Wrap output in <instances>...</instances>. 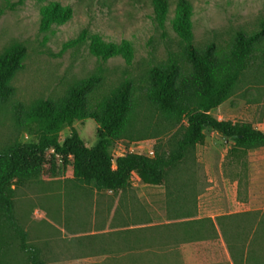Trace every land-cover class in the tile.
Returning <instances> with one entry per match:
<instances>
[{"label": "trees", "instance_id": "1", "mask_svg": "<svg viewBox=\"0 0 264 264\" xmlns=\"http://www.w3.org/2000/svg\"><path fill=\"white\" fill-rule=\"evenodd\" d=\"M152 5L153 19L164 29L168 1L152 0ZM40 15L45 30L66 23L73 12L69 6L50 2L41 8ZM191 16L190 3L178 0L173 29L182 43L181 53L176 59L170 57L163 67H151L143 85L134 87L124 81L108 96L93 101L91 95L101 81L93 76L71 86L58 102L41 100L30 110L20 103L12 106L16 127L35 140L0 148V264H6L15 242L28 264H48L41 249L28 242V234L15 216L14 200L17 190L45 176L53 177L56 158L63 166L71 161L73 184L91 185L97 192L125 189L133 174L144 184L158 185L167 171L194 161L195 148L204 145L205 130H211L231 142L224 157V174L236 183L237 200H247L248 156L264 148V131L250 121H220L211 112L239 92L244 96L248 89L258 91L264 86V24L250 34L237 32L225 47L209 44L199 50L193 45ZM84 39L83 33L65 47ZM89 41L91 54L101 60L122 56L130 63L133 58L125 41L106 44L97 36ZM25 53V47L16 44L0 54V108L15 94L11 81L22 68ZM86 120L98 126L93 147H87L73 127V123ZM65 128L69 134L60 141ZM145 139L156 140L151 157L133 152L113 154L118 142ZM253 214L235 217L243 219ZM228 234V229L223 231V240L233 264H264L257 258L261 233L249 232L239 246L232 244L233 238L230 242Z\"/></svg>", "mask_w": 264, "mask_h": 264}, {"label": "rangeland", "instance_id": "2", "mask_svg": "<svg viewBox=\"0 0 264 264\" xmlns=\"http://www.w3.org/2000/svg\"><path fill=\"white\" fill-rule=\"evenodd\" d=\"M167 1L169 13L164 29H161L153 19L152 0H0V54L16 44L26 49L22 68L11 81L15 94L0 108V148L16 141L35 140L16 127L12 113L15 103L30 110L41 100L58 102L71 86L93 76L101 81L91 98L99 100L124 81L132 82L134 87L143 85L151 67H163L170 57L178 58L182 43L173 29L178 0ZM186 1L192 7L193 45L199 50L209 44L225 47L237 32L250 34L260 30L264 24V0ZM50 2L71 7L73 15L66 23L53 24L43 30L40 11ZM83 33V41L65 47ZM92 36L99 37L106 44L127 42L133 53L131 62L127 63L122 56L108 60L96 58L89 50V38ZM211 115L220 121H250L256 129L264 131V86L258 91L248 89L244 96L241 92L233 95ZM73 127L87 147L95 145L98 130L95 122H75ZM68 134L69 129H63L60 141ZM155 143V139L121 141L114 145L113 154L133 152L151 157ZM231 145L217 133L205 130V143L195 148L194 161L191 159L187 166L210 169L218 191L223 188L219 169L222 168L227 179L223 164ZM248 164L252 200L255 208L260 209H256L249 218L239 219L228 229V237L235 240L233 245L239 246L249 232L250 235L254 231L261 233L263 238L257 258L264 263V148L251 152ZM71 168L70 160L63 166L56 158L53 177L45 176L41 181L17 190L15 195V216L27 232L28 242L42 250L43 258L49 264L54 263L46 254L45 240L52 234L48 222L54 221L60 211L62 194L71 192ZM229 181L226 183L230 184ZM223 196L226 198L228 194ZM6 260V264H28L16 242ZM249 264L254 263L250 261Z\"/></svg>", "mask_w": 264, "mask_h": 264}, {"label": "crops", "instance_id": "3", "mask_svg": "<svg viewBox=\"0 0 264 264\" xmlns=\"http://www.w3.org/2000/svg\"><path fill=\"white\" fill-rule=\"evenodd\" d=\"M211 174L206 167H176L158 185L133 174L118 191L71 184L48 222L46 254L54 264H233L223 231L239 221L235 215L260 208L250 184L247 200L238 201L237 185L222 168V189L215 190Z\"/></svg>", "mask_w": 264, "mask_h": 264}]
</instances>
